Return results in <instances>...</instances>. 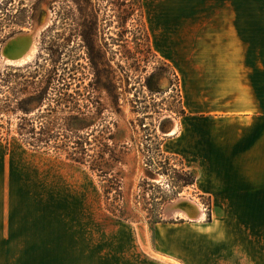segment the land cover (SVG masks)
Here are the masks:
<instances>
[{"label": "rangeland", "instance_id": "1", "mask_svg": "<svg viewBox=\"0 0 264 264\" xmlns=\"http://www.w3.org/2000/svg\"><path fill=\"white\" fill-rule=\"evenodd\" d=\"M233 14H264V0H0V190L75 192L81 197L69 200L101 207L125 223L126 236L189 237L194 217H211V200L176 149L174 131L187 113L178 65L217 49L213 26ZM26 36L28 52L6 58ZM46 86L49 100L27 113L18 107ZM72 115L85 124L73 128L85 139L83 163L57 140L24 142L29 130ZM54 125L64 139L66 126ZM105 145L114 157L101 159ZM93 159L112 165L103 166L107 175L90 167ZM189 172L195 183L184 185Z\"/></svg>", "mask_w": 264, "mask_h": 264}, {"label": "crops", "instance_id": "2", "mask_svg": "<svg viewBox=\"0 0 264 264\" xmlns=\"http://www.w3.org/2000/svg\"><path fill=\"white\" fill-rule=\"evenodd\" d=\"M219 21L217 49L178 65L187 113L174 131L211 217L189 237L139 238L75 192L3 189L0 264H264V14Z\"/></svg>", "mask_w": 264, "mask_h": 264}, {"label": "trees", "instance_id": "3", "mask_svg": "<svg viewBox=\"0 0 264 264\" xmlns=\"http://www.w3.org/2000/svg\"><path fill=\"white\" fill-rule=\"evenodd\" d=\"M48 86L46 87H42L40 88L37 93L35 95H30L29 97H27L25 100H22V104L17 103L18 107L22 109V111H24L25 113L28 112V107L29 104H31L32 102H42L44 99L47 98V95L49 96V92H48ZM103 87L111 94L112 97H115V91H116V87L113 84H108V82H104L103 83ZM16 98V97H15ZM63 101V104L67 103L68 101L63 98H60ZM13 100H11L10 98H7V100H4L3 103H5V107H9L10 103ZM62 103V102H61ZM25 104V105H24ZM42 105V104H40ZM67 106V105H66ZM40 107V106H39ZM50 111H52V109L50 108ZM42 116V115H41ZM47 116V115H46ZM63 119L62 123H58V121H53V124L50 121H47L46 124H43V127L36 131L35 129H31L29 130L30 135H28L26 138H24V142L34 148L40 147V146H46L50 144L51 140H57L56 144H58V147H64L65 149H69V157L71 159H73L74 161L78 162V163H83L85 161V154H86V148L84 147V137L78 132L77 129L73 128H78L77 126H84V120L77 116V115H72L69 118L68 117H64L61 118ZM67 119H70V122H67ZM44 121V122H46ZM54 122H57V125H61L63 127L66 126V131H68L67 133H65L64 135V139L61 137L60 133H56V132H52V129L50 126H55ZM59 140H61L60 145H59ZM105 153H110L111 157H114V152L112 150V148H110L108 145H105L104 148L102 149L100 154L101 159H103V155ZM117 160V159H116ZM112 167V165L108 162V161H97L96 159L92 160L90 167L92 169H97L98 171H100L101 175H107V170H103L104 167ZM184 180V185H190V184H194L195 183V177L189 172V178H185ZM117 182L118 185L120 186V180L117 178ZM158 222V221H157Z\"/></svg>", "mask_w": 264, "mask_h": 264}, {"label": "bare ground", "instance_id": "4", "mask_svg": "<svg viewBox=\"0 0 264 264\" xmlns=\"http://www.w3.org/2000/svg\"><path fill=\"white\" fill-rule=\"evenodd\" d=\"M31 43L32 40L30 36L22 37L20 39L19 38L15 39L13 42L10 43V46L7 49L8 51L6 53L4 52V56L12 61H16L21 58L20 56L23 57L26 54V52H28V50L32 46ZM199 217L200 216H197V218ZM193 219H195V217Z\"/></svg>", "mask_w": 264, "mask_h": 264}, {"label": "water", "instance_id": "5", "mask_svg": "<svg viewBox=\"0 0 264 264\" xmlns=\"http://www.w3.org/2000/svg\"><path fill=\"white\" fill-rule=\"evenodd\" d=\"M10 55V54H9ZM11 56V55H10Z\"/></svg>", "mask_w": 264, "mask_h": 264}]
</instances>
